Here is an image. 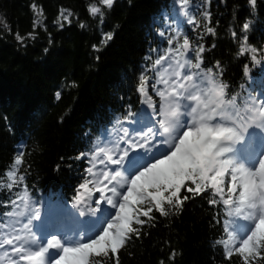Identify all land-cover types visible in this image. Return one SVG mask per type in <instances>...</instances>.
<instances>
[{
	"label": "snow or ice",
	"instance_id": "1",
	"mask_svg": "<svg viewBox=\"0 0 264 264\" xmlns=\"http://www.w3.org/2000/svg\"><path fill=\"white\" fill-rule=\"evenodd\" d=\"M117 2H84L99 32L96 53L115 37L119 25L104 28ZM245 3L247 15L241 19L234 9L228 27L232 60L241 65L238 88L223 61L209 65L207 59L217 43L208 47L206 39L218 36L220 23L213 0H171L152 18L142 62L129 92L118 96L119 108L107 120L97 118L83 150L60 158L83 173L70 201L35 198V185L27 183L32 166L24 144L18 146L0 173V190L7 192L0 199V264H121L123 252L131 256L129 249L159 218H179L197 200L208 206L221 264H264V79L249 84L255 83L253 69L264 72V41L250 40L264 0ZM29 7L32 31L26 35L0 18L4 34L25 48L39 39L37 29L48 30L43 7L35 0ZM74 22L89 27L62 6L52 24L64 30ZM48 45L45 55L51 33ZM76 87L74 80L62 81L54 99ZM2 119L7 124L8 117ZM164 244L170 252L157 264H175L179 253Z\"/></svg>",
	"mask_w": 264,
	"mask_h": 264
},
{
	"label": "trees",
	"instance_id": "2",
	"mask_svg": "<svg viewBox=\"0 0 264 264\" xmlns=\"http://www.w3.org/2000/svg\"><path fill=\"white\" fill-rule=\"evenodd\" d=\"M32 2L0 0V18L13 33L19 31L26 35L32 31L33 13L29 7ZM35 2L43 7L44 22L48 25L47 32L37 29V41L21 47L13 35H5L0 27V35L4 36L0 39V173L23 143L25 159L32 166L27 183L35 185V198H43L46 203L70 201L83 173L75 164L69 170L60 158L67 159L83 150L88 143L85 132L97 118L107 120L119 108L118 96L129 92L136 69L142 62L148 25L171 0H131V4L129 0H118L104 30L115 25L119 27L113 41L99 53L92 49L100 37L95 23L83 8L85 0ZM62 6L73 9L89 27L80 29L74 22L64 30H57L52 21ZM241 6H246L245 0H227V5L213 0L214 21H220L218 36L206 39L208 47L213 40L217 43V48L207 54L209 65L217 59L223 61L227 78L237 88L243 78L241 65L232 60L235 44L228 27L234 23V9L241 19L247 15ZM258 19L250 35L252 43L264 41V3ZM48 33H51L53 45L45 55L43 49L49 47ZM97 55L99 60L95 58ZM252 78L255 83L249 81V84L257 87L264 79V72L253 69ZM66 79L76 81L78 87L64 90L61 100L56 101L53 94ZM3 116L8 117L7 124ZM9 126L13 131H9ZM57 164H61L60 172L56 171ZM6 197V190H0V199ZM68 206L71 207L70 202ZM208 216V206L197 200L179 218H159L155 227L147 229L149 235L129 249L131 256L123 252L121 264H157L170 252L164 241L179 253L175 264H212L213 258L216 264H221L219 252L212 246L215 232L209 227Z\"/></svg>",
	"mask_w": 264,
	"mask_h": 264
}]
</instances>
